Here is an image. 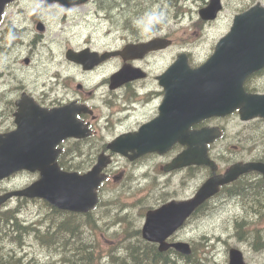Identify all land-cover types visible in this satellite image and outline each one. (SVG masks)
Here are the masks:
<instances>
[{
    "label": "rangeland",
    "instance_id": "1",
    "mask_svg": "<svg viewBox=\"0 0 264 264\" xmlns=\"http://www.w3.org/2000/svg\"><path fill=\"white\" fill-rule=\"evenodd\" d=\"M104 1L107 5L110 4L113 6V25L108 24L106 20L100 18L102 14L106 12L105 10L99 7V11L96 13V5H99L100 0H92L84 6H75L72 7V9L59 6L60 4L56 2L43 4L35 0H31L33 5H31L30 8H23L21 5L15 7L18 3L17 1L14 6L5 11L3 22L22 8V11L16 15L17 20L25 21L27 24L26 29L31 34H40L37 38L33 39L34 41L30 46H28V43L26 44V51L30 52V47L36 49L33 55H35V62L38 64L39 54L43 51V49L38 46V42L50 35L51 27L47 21L52 22V29L55 30L53 34L57 35L59 34L57 30L60 29L63 20L72 21L73 25L65 29V41L58 42L57 44L58 58L66 63H70L64 57V51L68 46L74 48L89 46L97 50L117 48L124 43L122 42V37L132 35L121 26L124 18L131 28H138V36H145L153 26L152 24L156 23L157 17L159 21L156 24L161 26V33L173 39V44L169 48L164 49L149 59L150 71L157 73L164 69L180 51H186L188 53L190 65H198L211 54L213 46L218 38L227 32L234 14L257 2L264 6V0H222L223 9L219 13L217 19L199 23L198 21L200 18L198 16V9L204 6L208 0H178L177 4L171 6H168L164 0H158V2L157 0H129L128 3L124 4H121V0L117 3L113 0ZM129 4L137 6L140 11L134 8L126 9L125 6ZM65 11L69 13V17L64 19L57 17V14H62ZM142 11L145 12L144 15ZM37 22L44 24V31L41 32L36 29ZM195 23H198L200 27ZM18 29L24 30L25 25L20 26ZM3 30L4 29L0 30V45H4L3 41L5 38H8L10 41H16L9 30L7 32ZM88 35L93 37L90 43L81 44L80 42L82 40H87L85 37ZM14 48L19 50L17 44H14ZM33 55L26 52L16 53L15 59L18 61L17 63L8 58L6 59L11 61V68L21 70L24 66L33 61ZM2 58L3 60H1V62L4 61V57ZM26 60L27 62H25ZM120 61V59L115 58L112 64H110L109 61L98 67L102 70L96 77L87 75L88 72L82 71L80 66L75 64L73 65L77 67L78 74L59 81H46L43 79L29 80L24 78L22 85L15 82V86H9L10 77H7V82L5 83V79H1L0 77L1 99L3 103H5L6 101L4 100L13 97L14 94L20 90L28 91L37 97H42L43 95H49L50 98L63 96L65 95L64 91L61 89L63 83H68L69 86L66 95H73L76 91V82H82L87 87H92L95 82L102 77H106L120 65ZM59 68L60 66L56 69L49 70L43 66L30 72L32 74L43 73L45 78L55 79L57 77V72H62ZM1 69L2 64L0 63V70ZM41 84L42 86L45 84V87L39 89L38 86ZM249 85H254L260 90L259 92H264V70L252 75ZM47 87H53V89H50V91H43ZM1 106L4 110L6 109L5 106L0 103V108ZM100 111H103L101 107ZM9 117L10 114L6 112L0 115V129L5 127L9 128V126H7L9 124ZM220 124L225 127L224 135L220 140L214 143L209 150L210 154L218 162L220 168L230 163L227 162V160H237L245 154H248V151L244 148H248L252 144L251 140L243 139V147H241L238 138L235 136L236 131L243 125L257 128L260 134L255 137V139L260 138L259 143L264 150V139L262 137L264 118H255L243 123L235 113L220 120ZM96 126L99 139L104 138L105 141H109L113 137V134L120 128L127 127L126 124L120 125L118 123H113L112 126H103L99 124ZM73 143L76 142H72L70 145ZM233 145H237V149H233ZM77 160L79 159L74 157L73 161ZM114 163L116 166L121 167L125 165V160L122 156L116 155ZM88 167L89 166L86 165V167L79 171H87ZM136 173L138 175L132 177L131 182L126 183L127 185L130 184V188L123 184L126 177H123L121 181L117 182L111 181V179L104 182L99 189V198L101 200L99 205L90 213L81 214L82 216H77V214H75L74 220L70 224L67 222L63 224L64 222L62 221L61 227L66 228V224L68 226L76 225L75 228H79L83 233L85 231L87 235H93L99 242L98 249L102 251V255H105V251L110 246L113 244L118 246L116 242L120 241L125 233L133 229L141 228L144 220V213L148 208L160 205L165 201L164 198L166 197L168 199H170V197L183 198L193 193L195 188L204 180L207 172L203 168H200L192 171L182 170L176 174L164 175L157 170L148 172V174L144 175L147 179L140 176L141 174L139 172ZM37 176L38 174L36 172L28 171L12 174L0 181V192L25 186L36 179ZM165 180H167L169 184L167 188L163 187L164 184L161 183ZM245 191L248 192V190ZM209 205L217 207V210L212 212L205 211L203 214H198L197 217L191 219L178 230L173 237L185 240L192 245L194 244L197 248V258L203 260L207 258L210 262L225 264L227 262L228 248L233 246L239 248L243 252L244 258L248 264H264V257H259L253 252L250 242L242 240L241 237H237V235L244 236V233L240 232V229L236 225V222H239L241 219L239 215L241 214L240 211L242 208L236 206L234 201H221L220 203L212 201ZM6 207L16 208L17 213L20 215L22 225L27 226L28 229L25 232L22 228L23 231L18 233V227L12 224L15 222L14 219H4L0 221V223H7L6 225L0 224V229L8 227L11 231L14 230V232H12L13 236L20 240L18 244H15L13 239L0 236V238L3 239L0 243V251L2 253L9 252L11 256L15 258L22 257V259L25 260L33 259L35 256L38 264H58V254L49 252L46 248L41 247L40 243L34 239L35 232L31 231V227H33L32 229L37 227L34 226L35 222L43 218V212L45 216L46 207L36 200L24 202L19 198H12L9 200ZM6 207L2 206L1 210ZM245 211L244 217L252 219V222H256L257 219L252 215V212L247 211L246 205ZM107 212L109 215L105 216L104 214ZM236 215L238 216L235 217ZM58 217L60 220L71 218L69 214L65 215V217L63 215H59ZM55 218L56 217L53 216L45 217L41 223L43 229H52V226H56L60 220H55ZM92 218H95V220ZM119 219L123 220L116 222ZM114 220L115 223H113ZM87 221L92 223L89 224ZM97 224L101 228V231L95 229ZM261 225L262 222H259L258 226ZM249 227L251 228V225ZM80 230H75L72 236L79 238L81 236ZM66 232H69V230H66ZM115 233H118L116 237H114ZM78 242L81 243V240L78 239ZM98 249L94 252L95 256L99 253L97 252ZM147 252L152 254L148 249ZM9 260H11V258ZM101 261L106 262V257H103ZM171 262L174 264L173 261Z\"/></svg>",
    "mask_w": 264,
    "mask_h": 264
},
{
    "label": "water",
    "instance_id": "2",
    "mask_svg": "<svg viewBox=\"0 0 264 264\" xmlns=\"http://www.w3.org/2000/svg\"><path fill=\"white\" fill-rule=\"evenodd\" d=\"M7 1L2 0L0 12ZM47 1L69 6L86 0ZM221 7L220 0H209L198 14L203 20H213ZM169 43L168 39L162 38L148 43L128 44L121 51L100 56L96 52L84 55L86 51L76 53L69 50L67 57L89 68L109 55L119 54L123 60L133 59ZM263 67L264 7L257 3L233 16L229 32L218 40L213 53L199 67L190 68L186 54L179 53L160 77V83L166 90L159 108L160 115L140 126L137 132L118 136L106 147L111 152L133 159L146 152L162 154L177 141L185 148L168 168L203 164L214 171L216 164L208 156L207 145L219 136L217 128L190 130L189 126L192 122L211 115H225L237 108L241 119L264 117V94L246 93L243 88L245 78ZM139 72V69L124 64L110 77V86L116 87L127 80L144 76ZM15 105V128L0 133V180L22 169L38 171L39 177L21 189L0 193V206L12 197H39L62 210L86 212L92 209L97 203V188L106 178L102 170L110 162V157L100 153L95 165L82 174L63 171L56 161L61 151L57 145L62 140L67 137L82 138L90 133L76 118L82 108L69 104L47 109L25 96ZM253 170L264 177L262 162L234 163L223 175H213L205 180L193 197L171 200L148 210L141 228L142 237L157 242L159 251L174 247L183 254H189L188 243H168L166 238L198 205L217 192L220 185ZM228 256L227 264H246L241 251L236 248H230Z\"/></svg>",
    "mask_w": 264,
    "mask_h": 264
},
{
    "label": "flooded vegetation",
    "instance_id": "3",
    "mask_svg": "<svg viewBox=\"0 0 264 264\" xmlns=\"http://www.w3.org/2000/svg\"><path fill=\"white\" fill-rule=\"evenodd\" d=\"M1 1L2 0H0V4ZM17 1H18V5H21L23 8H30V6L33 5L31 3V0H11L8 3H6L4 7V12L1 14L0 30L4 29L3 30L4 32H7L9 30L12 33V37L16 41L15 42L13 40L10 41L8 38H5V40L18 45L21 42L22 43L25 42L24 36L20 34H24L25 31L27 30L26 22L22 20H17V17L8 18L3 22V16L5 14V11L10 7L14 6ZM35 1L43 4H48V2L44 0H35ZM91 1L92 0L79 6H84L90 3ZM19 12L20 10H18V13ZM106 22L110 25H113L114 22L113 9L111 10L109 16L106 18ZM22 25H25V29L19 30L18 28ZM43 27L44 28H42V31H44L45 29L44 24ZM157 36H165V35L161 33V26L159 24H154L149 29L148 34L145 36L130 35L128 37H122L121 39L122 42L126 43L128 41L136 42L139 40H147ZM34 38L36 37H33V39ZM33 39L28 43V46L29 44H32V42L34 41ZM24 46H26V44H24ZM0 47H2V45H0ZM160 52L161 50L150 51L142 58L130 60V63L132 65L140 67L141 69L145 70L146 73L143 77L126 81L117 88L110 87V81L108 75L114 72L120 66H122L123 61L120 58V56H117V58L121 60L119 63L120 65H118L106 77H102L100 80L95 82V84L92 87H87L82 82H76L75 83L76 91L73 95H66L69 87L68 83H63L61 85V89L64 91L65 95L58 96L55 98H50L49 95H43L42 97H37L28 91L20 90L16 92L13 97L6 100L8 102L7 104L6 102L3 103L0 95L1 105L3 104L5 107L7 105V108L5 110L1 106L0 115H2L5 112L9 113L10 114L9 124L7 126H9V128L12 127L13 124L12 114L13 111L15 110V102L20 98L23 92H26L28 96L32 97L38 105L48 109L67 104L69 102H74L75 104L83 108L82 111H80L76 115V118L80 120L83 125L87 126L90 129V133L89 135L83 138H68L64 140L61 143L62 151L65 148V151L68 154L67 155L68 158L70 159H74V157L78 158L79 164L83 162L86 165L88 164L89 168L93 165L94 163L93 161H95V159L97 158L100 152L107 153L108 155L111 156L112 161L105 168V172L107 174L106 181L111 179V181L117 182V181H121L123 177H126L123 184L124 186L126 185L129 188H130V184L127 185L126 183L131 182L132 177L138 175L136 172H139L141 174L140 176H143L144 179H147V177H145L144 175L148 174V172L151 171L158 170L160 173L164 175L176 174L182 170L192 171L195 169V165H188L182 167L181 169L174 168L170 170H165V167H168V165L171 163V160L175 156H177L178 153L184 148V146L180 145L178 142L174 143L171 146V148L163 154H158L156 152H148L141 154L137 157H134L133 159H130L128 156L127 157L122 156V158H124L125 160V165L121 167L116 166L114 163V158L118 154L110 153L106 148L108 142L111 141L114 137L123 133H131L137 130L139 126L153 121L155 118H157L160 115L159 108L163 102L166 91L165 86L162 83H160V77L162 76L166 67L157 73L151 72L149 68V59L152 58L155 54ZM113 60L114 59L112 58L106 59L104 62H102L96 67L102 66V64L104 65L109 61L110 64H112ZM64 64L65 66L62 69L64 73L62 74L57 73V77L55 79H47V81H51V80L59 81L62 79L73 77L74 75L78 74L77 67L75 65L66 63L65 61ZM90 70H85L84 72L89 71L87 75L96 77L101 73L102 69L98 68L93 71ZM251 79L252 77L245 81V85L246 83H248L247 86L248 90L245 88V90L248 92H253L249 90L252 89V86L249 85V81ZM22 84L23 82H21L19 85ZM43 87H40L39 89ZM50 89H53V87H47L43 91H50ZM100 107L103 109L102 112L100 111ZM223 117L213 116V117L205 118L203 120L198 121L197 123L192 122L189 127L190 129H198L204 126H217L221 129L223 134L225 127L220 124V120L225 118ZM188 122L189 119H187V123ZM246 122L248 121H243V123ZM113 123H118L120 125L126 124L127 127H123L117 130L109 141L108 140L105 141L104 138L99 139L98 129L96 125L99 124L103 126H107V125L112 126ZM1 129H7V127ZM259 134L260 133L257 130V128L244 126V125L241 126L236 131L235 136L238 138V142L241 147H243V139H249L252 142V144L248 148H244L245 150L248 151V154L242 156L240 158L241 161L260 160L264 162V150L259 143L260 138L255 139V137L259 136ZM263 137H264V130H263ZM221 138L222 137L215 140V142H213L211 145L216 143ZM72 142H76V143L70 145V143ZM211 145L208 148V150L211 149ZM232 147L233 149H237L238 146L233 145ZM132 154L133 153H130V155ZM229 161L232 162L231 159ZM225 168L219 170L218 172H222ZM207 170L209 171L208 168ZM236 182H238V184L235 185ZM161 183L164 184L163 187L166 188L169 185L167 180ZM225 186L226 187L223 188V193H225L226 191L225 194H227V196L230 197L227 199V201H234L236 206L242 208L240 211L241 214L240 215L238 214L239 217L245 215L246 213L245 205L247 203L254 204L251 212L252 215L257 220L256 222H252L251 248L253 252L256 253L257 256L264 257V207H263L264 178L257 171L246 172L242 174L236 181ZM232 189H234L235 191H232ZM245 190H248L249 193L246 192ZM231 192L233 193L235 192V194ZM213 199L216 200V198ZM238 215H236L235 217H237ZM259 222H262L261 226H258ZM263 262H264V258H263Z\"/></svg>",
    "mask_w": 264,
    "mask_h": 264
},
{
    "label": "trees",
    "instance_id": "4",
    "mask_svg": "<svg viewBox=\"0 0 264 264\" xmlns=\"http://www.w3.org/2000/svg\"><path fill=\"white\" fill-rule=\"evenodd\" d=\"M164 1L167 2L169 5L175 4L177 2V0H164ZM125 7L126 9L134 8L140 11L138 7L127 6V5ZM144 14L145 13H143V15ZM62 160H63V164H61V166L65 168L76 169L77 167L76 163L72 162L73 161L72 159L68 161L63 158ZM20 200L24 202L28 201L25 198H22ZM36 201L43 204V206L45 205L46 209H45V216L43 212V218H40L37 222H35L34 226H37V228L36 230H34L35 232L34 239L40 243L41 247L46 248L49 252L57 253L58 260L64 264H173L171 261L174 260H176L175 263L177 264L178 262H180L179 264H189V263L190 264H220V263L210 262L207 258L203 260L195 256H193L192 258L186 257L184 259V257H182L181 255L177 256L178 254L175 252H174L175 257H171L172 254H170V252H173L172 250L166 252H158L155 244L146 242L140 236L139 229H133L125 233L122 239L116 242L118 246L113 244L105 251V255H102V251L98 249L99 242L97 239L94 238L93 235L91 234L87 235L85 231L83 233L79 228H75L76 225L68 226L66 224L67 229L61 227L62 221L70 224L74 220L75 214H70L71 218H67L66 220H60L58 217L60 211L54 208L53 209L50 208L43 200L38 199ZM47 216L56 217L55 220H60V221L56 224V226H52V229L49 228L43 229L41 223L42 220L45 219V217ZM0 218L14 219L15 222H13L12 224L18 227L17 232L21 233L23 231L20 215L17 213L16 208H4L3 210H0ZM92 219L95 220V218ZM122 220L123 219H119L116 222H120ZM88 223L90 224L92 222H88ZM113 223H115V220L113 221ZM0 224L6 225L7 223L2 222ZM77 229L81 231V236L79 238L72 236V233ZM95 229L101 231V228L98 226V224L96 225ZM66 230H69V232H66ZM0 232H11L9 234L11 235L12 232H14V230L7 231L4 229H0ZM117 235L118 233H115L114 237H116ZM78 239L81 240V243L78 242ZM15 241L20 242L18 238ZM139 245H141L142 247H138ZM146 247L149 248L148 251L151 252L152 254L147 252ZM97 249H98L97 252L99 253L95 256L94 252ZM194 253L195 250L193 251V254ZM103 257H106V262L101 261ZM10 258L11 260H9ZM191 259H192V263L190 262ZM36 260L37 258L35 256L33 257V259L25 260L22 259V257L15 258L11 256V253L9 252L2 253L0 251V264H34V263L38 264ZM42 264H47V263H42Z\"/></svg>",
    "mask_w": 264,
    "mask_h": 264
},
{
    "label": "bare ground",
    "instance_id": "5",
    "mask_svg": "<svg viewBox=\"0 0 264 264\" xmlns=\"http://www.w3.org/2000/svg\"><path fill=\"white\" fill-rule=\"evenodd\" d=\"M18 4V3H17ZM16 4V6L15 7H18L19 5H17ZM20 10V12L22 11V8L21 9H19ZM35 13V12H34ZM7 60V59H6ZM6 64H7V66L8 67H10L11 68V61H9V60H7L6 61ZM9 73H11V74H9ZM14 76V73L13 72H10V71H6L5 69H2V70H0V77H1V79H4V78H6V77H13ZM231 193H233V192H231ZM234 194V193H233ZM254 205V204H253ZM262 207V206H261ZM264 207V206H263ZM95 209V206L92 208V209H90V210H88V211H86V212H79L80 214H87V213H90V212H92L93 210ZM262 209V208H261ZM63 224H65V222L63 223ZM22 228L24 229V231L26 232L27 231V229H28V227L27 226H24V225H22ZM33 227H31V231H34V230H36V228L35 229H32ZM67 228V227H66ZM4 230H10L8 227H6ZM11 232H0V236H5V237H8V238H10V239H13V233L11 234V235H9ZM32 234V233H31ZM43 238V237H42ZM3 239L2 238H0V243H1V241H2ZM46 240V239H45ZM40 241H42V240H40ZM44 246V245H43ZM144 246V245H143ZM138 247H142L141 245H139ZM76 248V247H75ZM144 248V247H143ZM147 248V247H146ZM153 248V247H152ZM147 249H149V248H147ZM141 250V249H140ZM145 251V250H144ZM157 253V252H156ZM177 256H180V254H178ZM176 256V257H177ZM182 257H184V259L187 257V258H192L193 256H195V257H197V252H195L194 254L192 253L191 255H188V256H185V255H181ZM172 257H175V254H172ZM194 259V258H193ZM174 260V259H173ZM178 260V259H177ZM190 260V259H189ZM195 260V259H194ZM175 261L176 260H174L173 262H174V264H177V263H175ZM191 263H192V259H191V261H190ZM197 262V261H196ZM180 262H178V264H179ZM187 263V262H186ZM190 264V263H189Z\"/></svg>",
    "mask_w": 264,
    "mask_h": 264
}]
</instances>
